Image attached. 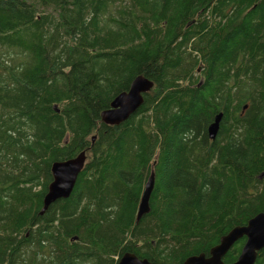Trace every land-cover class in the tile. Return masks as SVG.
<instances>
[{
	"label": "trees",
	"instance_id": "16d2710c",
	"mask_svg": "<svg viewBox=\"0 0 264 264\" xmlns=\"http://www.w3.org/2000/svg\"><path fill=\"white\" fill-rule=\"evenodd\" d=\"M138 77L142 106L104 125ZM82 152L41 213L51 166ZM261 212L264 0H0V264H183Z\"/></svg>",
	"mask_w": 264,
	"mask_h": 264
},
{
	"label": "water",
	"instance_id": "95a60500",
	"mask_svg": "<svg viewBox=\"0 0 264 264\" xmlns=\"http://www.w3.org/2000/svg\"><path fill=\"white\" fill-rule=\"evenodd\" d=\"M152 87L151 82L138 77L130 85L127 93L118 95L110 104V108L102 112L100 120L107 126H118L133 115L143 103L142 95ZM221 114L215 116L213 123L207 130L208 138L214 140ZM85 163V155L80 153L77 157L63 162L54 163L51 166L53 182L43 198V213L49 205L57 200L69 197L75 186V181ZM154 173L148 176L144 183L140 200L137 207L136 221L150 210V196L154 188ZM245 240L235 262L231 264H256L258 253L264 249V212L258 213L248 220L244 226L232 228L229 232L219 238L218 244L210 248L208 256L200 254L190 256L183 261V264H225L223 257L231 249L233 244L239 240ZM117 264H151L148 259H140L130 252H125L118 259Z\"/></svg>",
	"mask_w": 264,
	"mask_h": 264
},
{
	"label": "rangeland",
	"instance_id": "374dc122",
	"mask_svg": "<svg viewBox=\"0 0 264 264\" xmlns=\"http://www.w3.org/2000/svg\"><path fill=\"white\" fill-rule=\"evenodd\" d=\"M208 128H209V126H208ZM208 128H207V130H208ZM76 264H81V263H76Z\"/></svg>",
	"mask_w": 264,
	"mask_h": 264
},
{
	"label": "bare ground",
	"instance_id": "6f19581e",
	"mask_svg": "<svg viewBox=\"0 0 264 264\" xmlns=\"http://www.w3.org/2000/svg\"><path fill=\"white\" fill-rule=\"evenodd\" d=\"M143 78V77H142ZM155 183V182H154ZM234 245V244H233Z\"/></svg>",
	"mask_w": 264,
	"mask_h": 264
}]
</instances>
